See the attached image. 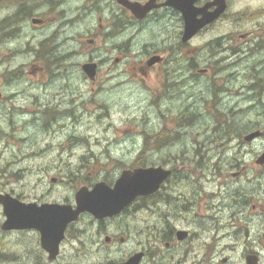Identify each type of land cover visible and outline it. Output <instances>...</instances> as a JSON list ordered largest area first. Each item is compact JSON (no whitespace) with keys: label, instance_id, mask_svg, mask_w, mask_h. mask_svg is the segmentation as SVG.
Returning <instances> with one entry per match:
<instances>
[{"label":"flooded vegetation","instance_id":"1","mask_svg":"<svg viewBox=\"0 0 264 264\" xmlns=\"http://www.w3.org/2000/svg\"><path fill=\"white\" fill-rule=\"evenodd\" d=\"M182 5L194 12L197 23L205 22L188 41L183 39L186 18L180 8ZM0 8L8 10V14L0 20V39L3 42L17 41L27 29L35 31L34 44L38 45L39 50L28 42L29 46L16 51L25 55L36 51L39 68L44 70L41 76L44 77L45 71H48L47 76L52 80L70 81L77 73L71 72L76 67L81 70L76 76L88 84L92 91L111 90L112 83L122 75L121 65H128L132 54L136 53L137 61L129 67L131 77L137 81L145 80L153 107L162 108L171 98L197 95L202 90L211 97L208 107L221 110L224 99L229 96V92L233 93V70L240 63L245 64L249 74L258 80L248 87L244 97H256L255 93L264 91V0H179L178 3H172V0H0ZM211 16L215 19L205 21ZM136 47L137 52L134 51ZM85 65L93 66L91 74L85 71ZM35 72L36 69L34 75ZM9 74L17 73L12 71ZM62 90L70 92L68 88ZM0 93L1 104L6 97L3 92ZM73 101L68 98L67 102L56 103L58 113L73 114L71 110L66 111V105ZM81 102H76V105L80 106ZM49 108H54V105ZM56 110L45 109L41 112L48 118L46 121H50ZM75 139L79 141H70V147L76 143L78 146L87 143L84 138ZM162 144L170 145L171 141L164 140ZM234 155V159L239 160L248 153ZM262 155L257 153L251 166L259 173L257 177L264 178V162H259ZM70 156L72 159L74 154ZM95 156L89 153L79 157L83 160ZM187 158L193 167L185 165L180 169L176 164L162 166L171 173L159 189L135 198L121 213L105 218H96L89 212L81 213L76 221L69 224L60 244L59 255L54 260L49 258L50 253L43 246L39 229H2L6 215L1 203L4 221L0 222V232L8 236L33 231L34 249L29 251L36 256L37 264H42V258L46 264L56 263L63 253L69 233L74 229L85 230L82 228L85 218L93 221L96 230L103 236V244L109 249L129 242L130 250L123 258L106 264H120L139 253V264H264V191L249 193L243 188L219 192L207 190L203 183L211 182V176L217 175L211 171L208 162L211 152H193ZM238 166L231 170H235L232 172L234 179H240L250 170L247 164ZM205 169L204 175L193 181V194L186 197L189 201H185L184 197L182 199L174 184L181 178V171L194 175ZM216 172L222 174L219 168ZM92 180L77 186L73 198L37 203L70 204L76 207L77 191L82 186L92 188L98 182L92 183ZM107 183L114 186L115 180ZM217 198L219 205L223 203L232 210L229 222L225 225L231 229L228 233L219 232L217 216L226 207L218 210L219 207L207 202ZM142 201L152 210L153 218L159 214L155 205H167L168 209L163 210V219L167 224L162 228L155 224L146 235L135 232V235L127 238L123 231H129L130 228L125 230L122 227L121 217L127 213L134 217L137 204ZM205 202L207 210L203 212L201 205ZM196 206L200 212L190 213V208ZM214 209L215 214L212 213ZM74 243L76 247L77 240ZM117 251L121 252L122 248H117ZM7 257V251L0 248V264Z\"/></svg>","mask_w":264,"mask_h":264},{"label":"rangeland","instance_id":"2","mask_svg":"<svg viewBox=\"0 0 264 264\" xmlns=\"http://www.w3.org/2000/svg\"><path fill=\"white\" fill-rule=\"evenodd\" d=\"M7 12V9L0 8V20ZM35 36V31L27 29L17 41L3 42L0 39V91L6 97L0 104L2 192L25 202L62 201L73 198L75 188L89 179H93L92 183L116 181L123 170L135 168L139 155L147 166L176 164L182 169L185 165L194 166L187 158L193 152H211L208 162L211 171L217 175H210L211 182L203 183L207 190L219 192L243 188L249 193L264 191V178L257 177L259 173L251 166L256 154L264 152V135L252 142L244 140V136L254 130L260 129L264 133V91L255 93L256 97H244L248 87L258 82L249 74L245 64L234 66L233 93L229 92L224 99L221 110L208 107L211 97L202 90L197 95L171 98L162 108L153 107L145 80L137 81L131 77L129 67L137 61L136 53L132 54L128 65H121L122 75L112 83L113 89L96 93L76 76L81 72L80 68H73L71 72L77 73L70 81L52 80L47 76L48 71L41 76L44 70L39 68L36 51L31 55L16 51L29 46L28 42L39 50L34 44ZM43 63L46 67V62ZM34 69L37 70L35 75ZM12 71L17 74H9ZM63 88H68L72 94ZM68 98L74 101L66 105V111L71 110L73 114L58 113L56 103L67 102ZM78 101H82L80 106L76 105ZM52 105L54 108H49ZM45 109H57L50 121H46L48 118L41 112ZM77 137H84L87 143L70 147V141H79L75 139ZM164 140L171 141V144H162ZM89 153L96 155L95 158L80 160L79 156ZM235 153L248 155L235 160ZM70 154H74L72 159ZM244 164L250 170L240 179H234L232 172L235 170H231ZM218 168L221 175L216 172ZM205 172L206 169L199 170L193 175L181 171V178L174 183L177 194L188 202L186 197L193 194V181ZM53 178H57L56 181H52ZM207 202L219 207L218 210L226 207L223 203L219 205V198ZM207 202L201 205L203 212L207 210ZM167 209L165 204L155 205L159 214L153 218L152 210L144 201L139 202L134 217L128 213L121 217L122 227L125 230L130 228L123 234L130 238L135 232L146 235L155 224L164 227L167 223L163 219V210ZM197 211L200 212L197 206L190 208V213L196 214ZM231 212L226 207L223 213L217 214L219 232L231 231L225 227ZM212 213L215 214L216 210ZM3 221L0 207V222ZM82 228L85 230L74 229L69 233L63 253L54 264H106L123 258L130 250L129 242L111 249L105 246L103 236L88 218ZM34 239L33 231L8 236L0 232V248L8 254L2 264H37L36 256L29 251L34 249ZM76 240L79 245L76 243L74 247ZM117 248L122 251L118 252ZM42 264H46L44 258Z\"/></svg>","mask_w":264,"mask_h":264},{"label":"water","instance_id":"3","mask_svg":"<svg viewBox=\"0 0 264 264\" xmlns=\"http://www.w3.org/2000/svg\"><path fill=\"white\" fill-rule=\"evenodd\" d=\"M179 0H172L178 3ZM192 2V0H180ZM128 7H132L129 3ZM185 13L186 30L183 39L190 40L199 27L193 11L180 6ZM215 17L208 18L210 21ZM155 61V60H153ZM86 72L91 74L93 66L85 65ZM1 96V93H0ZM262 135L261 130H255L245 136L246 141H253ZM264 162V152L259 159ZM171 173L162 166L137 167L125 169L112 187L104 181L98 182L93 189L81 187L76 193V207L70 204L37 202L25 203L10 193H0V203L4 207L6 220L2 228L11 229H39L42 233L43 246L49 251L51 260L59 255V248L65 238V232L70 223L76 221L81 213L90 212L97 218H104L121 213L135 198L156 192L160 185ZM56 181V178H53ZM141 254H136L126 262L120 264H139Z\"/></svg>","mask_w":264,"mask_h":264},{"label":"trees","instance_id":"4","mask_svg":"<svg viewBox=\"0 0 264 264\" xmlns=\"http://www.w3.org/2000/svg\"><path fill=\"white\" fill-rule=\"evenodd\" d=\"M146 164L147 163L143 161L142 156L139 155V159H137L136 166H147Z\"/></svg>","mask_w":264,"mask_h":264},{"label":"bare ground","instance_id":"5","mask_svg":"<svg viewBox=\"0 0 264 264\" xmlns=\"http://www.w3.org/2000/svg\"><path fill=\"white\" fill-rule=\"evenodd\" d=\"M63 103V102H62Z\"/></svg>","mask_w":264,"mask_h":264}]
</instances>
